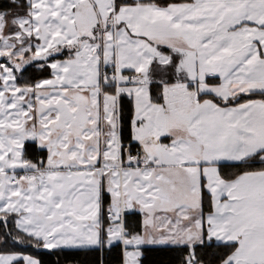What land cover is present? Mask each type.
<instances>
[{
    "label": "snow or ice",
    "instance_id": "6c2138e0",
    "mask_svg": "<svg viewBox=\"0 0 264 264\" xmlns=\"http://www.w3.org/2000/svg\"><path fill=\"white\" fill-rule=\"evenodd\" d=\"M0 264H264V0H0Z\"/></svg>",
    "mask_w": 264,
    "mask_h": 264
}]
</instances>
